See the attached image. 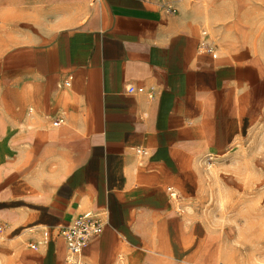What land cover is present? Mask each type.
Here are the masks:
<instances>
[{"label": "crops", "instance_id": "1", "mask_svg": "<svg viewBox=\"0 0 264 264\" xmlns=\"http://www.w3.org/2000/svg\"><path fill=\"white\" fill-rule=\"evenodd\" d=\"M203 16L191 0H0L2 264H66L60 228L86 211L104 225L84 264H240L200 198L208 157L264 115V47H215Z\"/></svg>", "mask_w": 264, "mask_h": 264}, {"label": "rangeland", "instance_id": "2", "mask_svg": "<svg viewBox=\"0 0 264 264\" xmlns=\"http://www.w3.org/2000/svg\"><path fill=\"white\" fill-rule=\"evenodd\" d=\"M191 2L202 5L203 35L215 47L232 54L264 47V0ZM205 168L202 213L225 231L240 264H264V115L228 153L208 157Z\"/></svg>", "mask_w": 264, "mask_h": 264}, {"label": "built area", "instance_id": "3", "mask_svg": "<svg viewBox=\"0 0 264 264\" xmlns=\"http://www.w3.org/2000/svg\"><path fill=\"white\" fill-rule=\"evenodd\" d=\"M69 79L62 82L63 85H69ZM151 96V95H150ZM62 121V117L56 118L53 123ZM144 151L143 149H140ZM171 197H175L174 190L169 192ZM104 222L97 218V214L86 211L75 216L67 225L60 228L67 254L65 256L66 264H84L82 259L83 248L88 244L91 238L98 235L103 228Z\"/></svg>", "mask_w": 264, "mask_h": 264}, {"label": "bare ground", "instance_id": "4", "mask_svg": "<svg viewBox=\"0 0 264 264\" xmlns=\"http://www.w3.org/2000/svg\"><path fill=\"white\" fill-rule=\"evenodd\" d=\"M187 182V181H186ZM187 185V184H186Z\"/></svg>", "mask_w": 264, "mask_h": 264}]
</instances>
